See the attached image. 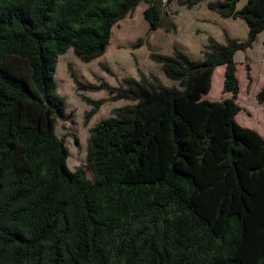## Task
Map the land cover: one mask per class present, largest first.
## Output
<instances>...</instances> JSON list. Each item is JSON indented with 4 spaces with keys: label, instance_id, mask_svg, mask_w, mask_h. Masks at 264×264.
<instances>
[{
    "label": "trees",
    "instance_id": "16d2710c",
    "mask_svg": "<svg viewBox=\"0 0 264 264\" xmlns=\"http://www.w3.org/2000/svg\"><path fill=\"white\" fill-rule=\"evenodd\" d=\"M175 1L204 0H0V264H264V136L237 121L235 60L264 31V0L240 9L241 0L208 2L245 20L246 40L209 35L203 59L178 48L150 55L180 88L141 69L118 85L84 82L69 63L79 92L110 95L80 94L86 125L108 101L132 102L90 128L94 179L68 166L59 127L75 111L55 78L59 57H102L113 28L141 3L151 30L175 34ZM219 66L222 98L209 100ZM256 98L264 102V88Z\"/></svg>",
    "mask_w": 264,
    "mask_h": 264
},
{
    "label": "rangeland",
    "instance_id": "374dc122",
    "mask_svg": "<svg viewBox=\"0 0 264 264\" xmlns=\"http://www.w3.org/2000/svg\"><path fill=\"white\" fill-rule=\"evenodd\" d=\"M216 0H204L193 8L175 1L169 7V12L176 14L174 17L179 27L178 33H167L164 29L151 30L145 19L144 10L146 3H141L132 15L121 20L113 28V36L107 52L91 63H84L70 49L66 54L59 57L56 70V81L60 93L67 100V111H75L69 119H61L59 133L68 134L67 144L71 151L68 166L74 170L79 166H85L87 175L94 179L92 171L86 165L87 145L90 137V128L100 120L112 115L113 109L129 104L132 101L120 99L110 100L103 104L98 113L88 125L85 124V113L90 106L84 102L80 94L93 99L109 98L107 91H78L75 80L71 77L68 64L72 63L78 78L84 82H97L101 77L112 85L122 83L125 76L139 78V69L147 75L154 74L167 86H177L179 83L170 80L162 65L151 59L152 53L174 55L175 48L187 52L192 58L203 59V46L208 43L211 35L220 42H225V32L239 40L248 37V25L245 20L232 17H221L216 12L208 9V2ZM246 0L238 3L240 9ZM143 39V44L139 40ZM264 31L254 47L246 51L240 50L235 55L237 62V76L240 80L241 90L238 103L244 108L238 115L237 121L247 127L256 129L264 136V102L257 101V93L264 88ZM180 47V48H179ZM246 57L252 68L253 83L247 89L248 78ZM102 63L109 65L115 73L111 75L102 68ZM217 76L213 80L212 89L205 98L209 100H221L224 83V67L219 66ZM229 94H225L227 96ZM78 139V142L77 140Z\"/></svg>",
    "mask_w": 264,
    "mask_h": 264
},
{
    "label": "crops",
    "instance_id": "0c3cea01",
    "mask_svg": "<svg viewBox=\"0 0 264 264\" xmlns=\"http://www.w3.org/2000/svg\"><path fill=\"white\" fill-rule=\"evenodd\" d=\"M177 22V21H176ZM178 30H179V27H178ZM178 33V32H177ZM261 34L262 33H260L259 34V36H258V38H257V40H256V42H258V40H259V38H260V36H261ZM256 42L254 43V45L256 44ZM263 46H264V39H263ZM254 47V46H253ZM178 48V47H177ZM180 48V47H179ZM203 48V47H202ZM181 49H183V48H181ZM180 49V50H181ZM183 51V50H182ZM185 52V51H184ZM187 53V52H186ZM222 67H224V66H222ZM252 67V66H251ZM224 71H225V67H224ZM228 94V93H227ZM230 96V94L229 95H227V96H225V97H229ZM206 97V95L204 96V98Z\"/></svg>",
    "mask_w": 264,
    "mask_h": 264
}]
</instances>
